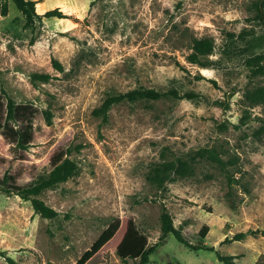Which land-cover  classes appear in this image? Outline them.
Instances as JSON below:
<instances>
[{
	"label": "rangeland",
	"instance_id": "obj_1",
	"mask_svg": "<svg viewBox=\"0 0 264 264\" xmlns=\"http://www.w3.org/2000/svg\"><path fill=\"white\" fill-rule=\"evenodd\" d=\"M34 1L41 17L33 22L12 0L0 17V95L36 111L27 151H15L0 131V181L36 183L60 153L78 171L39 195L58 212L53 219L0 191V264L7 257L78 264L115 220L118 232L98 252L104 264H125L117 249L129 224L154 245L163 207L187 242L215 251L192 250L170 234L148 264H223L216 251L240 256L235 264H264V237L225 242L264 229V103L244 97L264 85L250 71L252 58L264 54L260 0ZM55 8L69 18L42 16ZM205 38L214 50L203 67L188 56ZM35 73L51 78L34 81ZM140 87L199 97L124 101L105 121L93 114L108 96ZM201 149L216 151L223 164L196 156ZM178 160L188 173L163 171Z\"/></svg>",
	"mask_w": 264,
	"mask_h": 264
},
{
	"label": "trees",
	"instance_id": "obj_2",
	"mask_svg": "<svg viewBox=\"0 0 264 264\" xmlns=\"http://www.w3.org/2000/svg\"><path fill=\"white\" fill-rule=\"evenodd\" d=\"M9 0H0V17L7 16L9 12L8 7ZM18 10L26 17L27 22H33L36 18L41 17L36 11L37 2L34 0H12ZM264 0L259 1V19L264 25ZM46 18H69L67 14H64L60 8L47 11L42 15ZM214 50V43L211 39H195L192 44V52L188 56L189 62L193 64H199L206 67L207 64L204 58L211 55ZM264 54L254 56L251 60V75L254 77L264 76ZM54 67L58 70H62V66L58 61L53 62ZM50 74L35 73L32 76L34 81L48 82L50 80ZM4 93V92H3ZM166 96H172L177 99L193 100L199 97V95L193 92L179 93L176 90L169 92H160L153 88L140 87L128 92L120 93L117 95L108 96L99 108L93 111V114L97 117H102L105 121L108 118L110 109L121 102H136L140 100H159ZM245 101L251 105L256 106L264 103V85L256 86L253 89H247L245 94ZM7 98L6 104L3 102L0 95V131L2 135L10 140L13 144L15 151H27L33 142L34 132V117L36 111L29 104H17L14 100ZM44 119L48 125L52 124L53 115L50 110L43 112ZM76 149H79L77 146ZM70 152V150L68 151ZM196 156L207 158L213 162L223 164L222 160L216 155V151L209 149H201L197 152ZM194 156V159L195 157ZM178 166L174 162H167L163 165V171H176L180 175H184L189 172V168L186 162L182 160L177 161ZM77 164L67 157L64 153H60L54 157L53 169L50 171L46 178L40 179L36 183L27 186H18L16 184H9V178L7 175L0 181V191L6 193H12L20 196L22 199L30 201L32 207L36 213L46 219H53L58 215V212L49 207L43 200L39 198V195L47 189L53 188L61 183L67 182L70 178L77 174ZM161 172L157 170L158 176ZM157 176V177H158ZM161 230L162 235L159 241L154 245H149L147 238L142 235L136 228L135 224L130 223L126 234L119 244L117 254L125 264H130L129 260L139 261L134 264H148L150 257L155 254L158 249L164 245L168 235L172 234L175 239L184 244L186 247L192 250H209L215 251L214 247H208L205 244L192 245L185 240L179 229L175 228L173 219L165 207L162 208L161 215ZM120 228V221L115 220L108 228L100 235L93 247L87 250L84 255L78 261V264H104L102 255L98 252L100 248L109 243ZM247 234L254 237H264L263 230H251L249 233L240 232L234 235L232 238L227 237L225 242H241ZM217 259L223 264H235V260L240 256L224 255L219 251H216ZM9 264H17L12 258L7 257Z\"/></svg>",
	"mask_w": 264,
	"mask_h": 264
},
{
	"label": "crops",
	"instance_id": "obj_3",
	"mask_svg": "<svg viewBox=\"0 0 264 264\" xmlns=\"http://www.w3.org/2000/svg\"><path fill=\"white\" fill-rule=\"evenodd\" d=\"M220 262V261H219Z\"/></svg>",
	"mask_w": 264,
	"mask_h": 264
}]
</instances>
